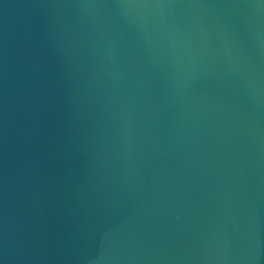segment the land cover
<instances>
[{"label":"water","instance_id":"obj_1","mask_svg":"<svg viewBox=\"0 0 264 264\" xmlns=\"http://www.w3.org/2000/svg\"><path fill=\"white\" fill-rule=\"evenodd\" d=\"M0 264H264V0H0Z\"/></svg>","mask_w":264,"mask_h":264}]
</instances>
